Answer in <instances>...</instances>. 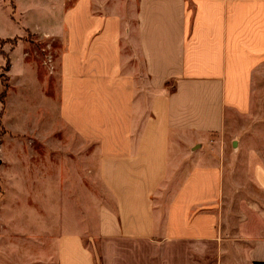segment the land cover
<instances>
[{"label":"crops","instance_id":"obj_1","mask_svg":"<svg viewBox=\"0 0 264 264\" xmlns=\"http://www.w3.org/2000/svg\"><path fill=\"white\" fill-rule=\"evenodd\" d=\"M68 1L0 0V68L51 108L2 147L0 225L44 264H96L85 239L100 264H264V147L242 138L264 116V0Z\"/></svg>","mask_w":264,"mask_h":264},{"label":"rangeland","instance_id":"obj_2","mask_svg":"<svg viewBox=\"0 0 264 264\" xmlns=\"http://www.w3.org/2000/svg\"><path fill=\"white\" fill-rule=\"evenodd\" d=\"M74 1L75 0H69L67 6H72ZM24 40L29 42L33 41L31 40L29 35L26 36ZM15 43L14 40L10 42L12 46H14ZM123 47L124 52L126 51V53H128V46L124 44ZM33 48L37 49L39 52L42 49V47L37 44L36 47L31 48L32 51ZM21 53L22 50L20 51V54ZM3 56L7 57L5 53L3 54ZM8 69L9 66H7L6 60L4 66L0 68V105L2 106L0 111V161L4 158V153L10 156V150H2V147H8L9 143H26L37 141V139L33 138L29 133H27V131L32 127H43V122L45 121V119H48V115H50L51 113L50 103L44 101L39 93L41 85H38L36 82H34V84H29V86H22V79H19V75L14 77L11 83L10 79L8 78ZM30 71L36 74L35 78L43 74L42 69H31ZM54 83L56 84L55 79ZM55 84L52 86L51 90L46 87L42 89V92L45 94V96L47 95V97H54L53 93H55L56 91ZM259 88H262V93H264V87L260 86ZM27 104H35V122L32 121L31 118H29L28 120L27 118L23 117L26 116L29 112L28 110H30ZM263 105L264 103H260V107H262ZM19 110H21L22 112V116L20 115L21 117L18 115L20 112ZM258 114H264V110L260 108ZM231 121L234 124L232 125V127L228 128V132L224 135L226 139L223 140V137L219 139L221 142L230 143L233 141H237V139L235 138V125L238 123L235 119H232ZM242 124L244 126L247 125L252 131L251 133L249 132L242 136L243 141L249 144L254 143L256 146L264 147V116H257L256 111L255 117L243 119ZM60 139L62 140L61 137ZM19 152L27 153L28 151L20 150ZM226 156L229 155L227 154ZM233 183L234 182H232V185H234ZM10 184L11 183L7 180V178L5 179L3 178V176H0V200H10L9 198L2 197V195L6 194V191L11 188ZM247 190H252L250 184H248ZM254 193L258 198H261L258 201H260V204L263 206L264 198H262V192L256 189ZM232 209H234V207H232ZM7 211L8 213L4 214H1L0 211V220H3L4 222L6 220L9 222L10 214L9 210ZM17 226L18 225H0V264H44L37 259L31 258L32 255L35 252L40 251V249L31 244H28L26 242V234H22V232L21 234H18L16 232ZM84 245L93 251L96 264H100L99 256L97 253V246L87 239H85Z\"/></svg>","mask_w":264,"mask_h":264},{"label":"trees","instance_id":"obj_3","mask_svg":"<svg viewBox=\"0 0 264 264\" xmlns=\"http://www.w3.org/2000/svg\"><path fill=\"white\" fill-rule=\"evenodd\" d=\"M14 43H15V40H14ZM7 66H9L8 60H7Z\"/></svg>","mask_w":264,"mask_h":264}]
</instances>
